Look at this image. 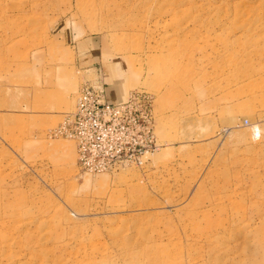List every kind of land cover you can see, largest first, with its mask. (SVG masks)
Segmentation results:
<instances>
[{"label":"rangeland","instance_id":"rangeland-1","mask_svg":"<svg viewBox=\"0 0 264 264\" xmlns=\"http://www.w3.org/2000/svg\"><path fill=\"white\" fill-rule=\"evenodd\" d=\"M123 76L156 148L84 172L55 132ZM0 264H264V0H0Z\"/></svg>","mask_w":264,"mask_h":264},{"label":"built area","instance_id":"built-area-1","mask_svg":"<svg viewBox=\"0 0 264 264\" xmlns=\"http://www.w3.org/2000/svg\"><path fill=\"white\" fill-rule=\"evenodd\" d=\"M154 121L147 94L131 91L125 101L111 105L104 82L97 79L81 86L73 112L64 115L55 133L74 142L81 170L100 174L154 151Z\"/></svg>","mask_w":264,"mask_h":264},{"label":"crops","instance_id":"crops-1","mask_svg":"<svg viewBox=\"0 0 264 264\" xmlns=\"http://www.w3.org/2000/svg\"><path fill=\"white\" fill-rule=\"evenodd\" d=\"M73 65L75 66L76 65V58L74 57L73 58ZM108 63V62H107ZM114 64H111V68L113 69L114 68ZM124 78L121 80V87H122V83L125 79L126 76H123ZM60 83H63L64 82H60ZM123 89V87L121 88ZM105 92H106V101L111 104V105H115V104H118V103H121L123 101L126 100V97H127V92H125V90H112V88H108L106 83H105Z\"/></svg>","mask_w":264,"mask_h":264},{"label":"bare ground","instance_id":"bare-ground-1","mask_svg":"<svg viewBox=\"0 0 264 264\" xmlns=\"http://www.w3.org/2000/svg\"><path fill=\"white\" fill-rule=\"evenodd\" d=\"M77 100V99H76Z\"/></svg>","mask_w":264,"mask_h":264}]
</instances>
